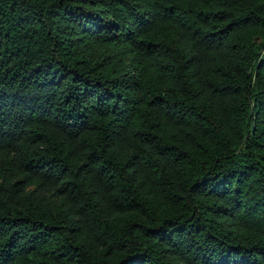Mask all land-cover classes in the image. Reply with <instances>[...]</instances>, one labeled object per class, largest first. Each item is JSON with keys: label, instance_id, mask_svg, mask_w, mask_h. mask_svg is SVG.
<instances>
[{"label": "trees", "instance_id": "obj_1", "mask_svg": "<svg viewBox=\"0 0 264 264\" xmlns=\"http://www.w3.org/2000/svg\"><path fill=\"white\" fill-rule=\"evenodd\" d=\"M0 264H264V0H0Z\"/></svg>", "mask_w": 264, "mask_h": 264}]
</instances>
